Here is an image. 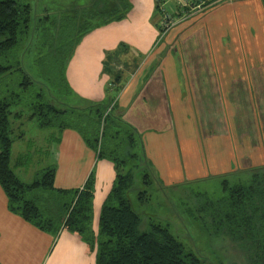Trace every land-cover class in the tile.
<instances>
[{
	"label": "crops",
	"instance_id": "0c3cea01",
	"mask_svg": "<svg viewBox=\"0 0 264 264\" xmlns=\"http://www.w3.org/2000/svg\"><path fill=\"white\" fill-rule=\"evenodd\" d=\"M185 2L186 5L179 0H132L127 18L109 25L130 26L133 20L141 28L138 41L145 43L146 36L154 40L156 28L163 27L162 13L176 16L175 24L163 36L165 53L154 56L161 67L167 63L174 72L170 85L145 93L139 87V81L145 78L143 71L131 72L130 77L116 81L123 85L116 96L117 106L132 124L146 120L145 126H152L146 116L150 104L189 115V131L147 129L142 133L146 161L141 160L140 168H154L160 182L173 186L201 176H239L251 167L264 165V108L256 101L259 93L264 95V0ZM93 36L89 32L84 40L96 39ZM185 39L197 47L191 56L180 47V40ZM83 49L84 54L81 49L67 72L73 92L79 102L109 99L117 93L111 84L112 76L108 73L101 77L105 68L100 54L92 55L87 47ZM177 81L184 86H173ZM244 110L255 115V133L250 137ZM57 146V188H82L90 174L95 175L96 230L101 206L115 181V166L107 159H99L74 129H65ZM0 263L96 264L95 252L77 235L67 230L44 231L12 212L1 184Z\"/></svg>",
	"mask_w": 264,
	"mask_h": 264
},
{
	"label": "trees",
	"instance_id": "16d2710c",
	"mask_svg": "<svg viewBox=\"0 0 264 264\" xmlns=\"http://www.w3.org/2000/svg\"><path fill=\"white\" fill-rule=\"evenodd\" d=\"M69 2L70 6L61 10L69 13L58 18L48 13L39 16L35 0H0V35L4 36L0 41V184L8 196L9 209L44 231L67 230L77 235L95 252L96 264H203V258L168 226L152 223L150 229H140L141 216L134 210L127 192L134 185L138 162L146 161L145 152L142 135L116 108V93L109 99L84 100L86 105L80 107L47 100L48 86L37 92L33 89L39 80L25 65V57H30L35 48L32 38L42 30L50 32L51 52L44 55L51 57L55 65L59 45L55 46V42H62L63 46L68 43L72 49L73 41L106 22L127 18L133 8L132 0ZM45 22L48 25L39 28L38 24ZM24 38L29 41L20 48ZM120 77L111 81L112 86ZM65 81L72 90L69 81ZM114 88L117 92V86ZM28 96L31 99L23 105ZM21 105L30 108V119L37 118L42 126L58 128L57 143L61 142L65 129H74L99 159L114 164L115 181L101 206L96 230L94 173L82 188L62 189L55 186L57 163L45 168L31 183L22 181L12 168L11 119L23 116ZM143 175L150 176L147 171ZM221 184L223 195L206 198L199 204L198 215L206 216L203 224L212 236L229 239L247 252L257 249V264H264V165L251 167L246 182H231L227 177ZM144 193L141 191L139 197Z\"/></svg>",
	"mask_w": 264,
	"mask_h": 264
},
{
	"label": "rangeland",
	"instance_id": "374dc122",
	"mask_svg": "<svg viewBox=\"0 0 264 264\" xmlns=\"http://www.w3.org/2000/svg\"><path fill=\"white\" fill-rule=\"evenodd\" d=\"M35 1L39 16L44 17L48 13L50 15H56L59 18L63 13H69V11L61 12L62 9L70 6L69 0ZM165 12L162 13L163 16ZM114 22L118 21L106 22L95 27L91 31L96 38L94 40H84L87 34H89L87 33L73 41L74 46L72 49L69 48L68 43L63 46L62 42H55V46L59 43L56 47L58 50H55L57 51L56 57L58 59L55 65L51 57L49 58L44 55H49L51 52L48 48L52 43L50 32H46L47 30L43 32L44 30H42L43 34L41 33L32 38L31 43L35 45V48L30 57H25V65L32 75L39 80L33 86L35 92L40 87L44 88V86H48L49 90L45 93L47 100H60L72 106L81 107L86 105L84 103H87V101L79 102L80 98L73 90H70L65 81L68 80L67 72H69L71 65L74 64V59L81 49L84 54L83 47H87V51L89 53L92 52V55L95 52L97 56L100 54L103 67L105 68L103 72H100L101 77L109 73L112 76L111 81H113L115 74L124 78L126 75L130 77L131 72L137 74L143 71L145 78L139 81V87H142L145 93H148L150 90L154 92L155 89L170 85V79L174 72L168 68L167 63L161 67L160 62L155 61L156 56L165 53V39L163 36H165L164 33L167 31V28L163 24L164 28L158 26L159 28L157 27L155 30V39L150 40L146 36L145 43H141L138 41L141 28L133 20L130 26H109ZM47 25L48 23L46 22L38 24L39 28H45ZM205 28L207 27L205 26ZM151 30L153 31V29ZM146 33L149 34L148 31ZM3 38L4 36L0 35V41ZM28 41L29 38H24L20 48L26 46ZM180 42H183L180 47L184 54L188 56H191L197 48L190 39L180 40ZM150 43L152 45H149ZM167 48H169V45H167ZM174 55L176 56L177 54L174 53ZM124 65L125 67L123 68ZM181 69L178 67V70L182 71ZM168 72L172 74L168 75ZM182 85L184 86L182 81L180 83L178 81L177 83H173V86ZM115 86H117V95L123 85L119 82V85L115 83ZM260 94L256 101L262 103L264 108V95ZM30 99V96L26 97L23 105H27ZM57 105L61 106L59 103ZM150 105L151 109L147 112L146 116L151 121L152 126H145L147 124L146 120H137L133 123L141 135L147 129H156L158 131L166 129H183L189 131L191 129L187 122L189 121L187 119L189 115L184 113L182 116L181 112L171 111V107L164 110L163 106L162 108L159 106L155 108L154 104ZM119 106L116 108L118 111H121ZM20 109L23 111V116L13 117L11 119L12 128L14 129L11 166L22 181L31 183L45 168L52 163H56L55 158L58 147L56 136L59 130L54 126L40 125L37 118L30 119L29 113L31 111L28 106L21 105ZM242 112L244 114L246 113L244 124L247 128V134L250 137L255 133V115L250 110H244ZM262 112L264 113V110ZM67 117L69 119V116ZM180 125H183V127H179ZM142 152L140 149L139 154H142ZM138 163L140 164L141 161ZM140 167L142 166L140 165L139 168L134 169L135 182L133 187L127 192V196L134 210L141 216V230L150 229L152 223L168 226L188 248L203 258V264L258 263L257 260L259 258L255 256L257 249H252L247 252L242 247L232 243L229 239L212 236L203 224L206 216L203 214L198 215L199 204H202L206 198L217 199L223 195L221 183L224 178L218 175L212 177L201 176L196 179H188L186 182L173 186L160 182L158 176L154 173V168H146L144 170V167ZM144 171L149 173L150 176L148 178H145L143 175ZM249 175L250 171L242 173L239 176L232 175L229 179L231 182H246ZM141 191H145L146 193L139 197Z\"/></svg>",
	"mask_w": 264,
	"mask_h": 264
},
{
	"label": "built area",
	"instance_id": "2783aa9c",
	"mask_svg": "<svg viewBox=\"0 0 264 264\" xmlns=\"http://www.w3.org/2000/svg\"><path fill=\"white\" fill-rule=\"evenodd\" d=\"M179 2L182 3V5H186L185 0H179ZM175 21H176L175 17H173L172 14L165 12L163 16V21H162V24L164 25L165 28L168 29L171 26H173L175 24Z\"/></svg>",
	"mask_w": 264,
	"mask_h": 264
}]
</instances>
